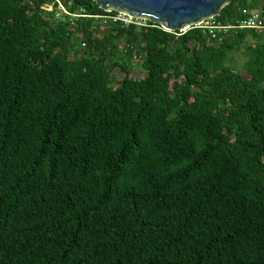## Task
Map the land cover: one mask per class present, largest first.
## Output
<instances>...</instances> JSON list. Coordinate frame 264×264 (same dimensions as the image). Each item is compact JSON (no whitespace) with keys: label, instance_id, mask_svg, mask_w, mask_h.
Masks as SVG:
<instances>
[{"label":"trees","instance_id":"obj_1","mask_svg":"<svg viewBox=\"0 0 264 264\" xmlns=\"http://www.w3.org/2000/svg\"><path fill=\"white\" fill-rule=\"evenodd\" d=\"M116 15L0 0V264H264V33Z\"/></svg>","mask_w":264,"mask_h":264},{"label":"water","instance_id":"obj_2","mask_svg":"<svg viewBox=\"0 0 264 264\" xmlns=\"http://www.w3.org/2000/svg\"><path fill=\"white\" fill-rule=\"evenodd\" d=\"M103 11L149 21L166 31H185L219 15L231 0H94Z\"/></svg>","mask_w":264,"mask_h":264},{"label":"built area","instance_id":"obj_3","mask_svg":"<svg viewBox=\"0 0 264 264\" xmlns=\"http://www.w3.org/2000/svg\"><path fill=\"white\" fill-rule=\"evenodd\" d=\"M60 8L62 9V12L64 14H67V12L64 10V8L59 4ZM62 13V14H63ZM73 17H78L80 15H72ZM110 20L113 22H122L124 25L127 24H135L137 26H142L143 24H138L137 19H131L129 17H124L122 14H117L114 17H110ZM195 28H198L202 31H207L208 35H210L211 39H216L219 36L218 35H225L228 31L237 29V30H253L256 31L258 34L264 33V18L261 16V13L258 11H249L248 16L239 21L238 24L235 27L232 26H223L221 24L215 23L212 19H209L203 23H200L197 26H192ZM190 28V27H189ZM183 32V31H181ZM83 46V44H82ZM139 59V56L137 54L133 55V61L136 63Z\"/></svg>","mask_w":264,"mask_h":264},{"label":"rangeland","instance_id":"obj_4","mask_svg":"<svg viewBox=\"0 0 264 264\" xmlns=\"http://www.w3.org/2000/svg\"><path fill=\"white\" fill-rule=\"evenodd\" d=\"M44 9L47 10V11H51V10H52V7L46 5V6L44 7ZM259 10H260V9L256 8L254 11H258V12H259ZM56 12H57V13H63V12H62V9H61L60 6H59V3H58V6H57V9H56ZM63 14H64V13H63ZM138 24H139V25H140V24H143V22H142V21H138ZM246 43H247V44H253L254 41H253L252 39H248V40L246 41ZM244 59H245V57H244V54H243V46H240V50H239V52L234 53V54L232 55V62L230 63V65H231L235 70H237V71H241V66H242V64H243V62H244ZM137 65H138V61H137L135 64H133L134 67H133V70L130 72V76H131V77L142 78V76H143V72H142L141 69H139V68L137 67ZM122 77H123V75H122L119 71L114 70V71L112 72V74H111L112 86H116L117 83L122 79Z\"/></svg>","mask_w":264,"mask_h":264}]
</instances>
